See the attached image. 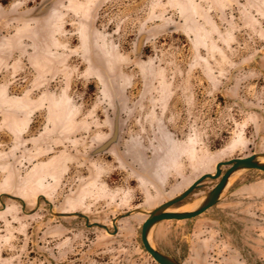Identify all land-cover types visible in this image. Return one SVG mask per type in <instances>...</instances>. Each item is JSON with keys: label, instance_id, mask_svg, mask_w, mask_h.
I'll return each instance as SVG.
<instances>
[{"label": "rangeland", "instance_id": "rangeland-1", "mask_svg": "<svg viewBox=\"0 0 264 264\" xmlns=\"http://www.w3.org/2000/svg\"><path fill=\"white\" fill-rule=\"evenodd\" d=\"M117 118L118 143L94 155ZM255 152L264 0H0V197L27 205L2 198L0 264H157L142 247V213L116 235L56 218L43 199L29 213L45 196L56 213L113 231L119 215ZM153 243L185 264H264V173L238 174L216 207L161 223Z\"/></svg>", "mask_w": 264, "mask_h": 264}, {"label": "water", "instance_id": "water-1", "mask_svg": "<svg viewBox=\"0 0 264 264\" xmlns=\"http://www.w3.org/2000/svg\"><path fill=\"white\" fill-rule=\"evenodd\" d=\"M49 8V3H45L41 9L38 11V15L45 13V11ZM259 57V56H258ZM258 57L255 58V62ZM242 68H236L231 74V83L235 81V73ZM241 105L244 111H253V108L247 109L241 100L236 101ZM119 122L118 118L115 122V130L112 139L107 142L104 146L100 147L97 151L94 152V155L101 153L107 150L111 145L118 143L119 139ZM250 171H260L264 173V152H255L254 154L243 157V158H235L229 161L220 162L216 165L215 173H207L201 176L198 180H196L188 189L179 194L178 196L170 199L169 201L159 205L158 207L149 210L146 207L134 209L122 215H119L113 220V231L107 225L99 224V223H90V218L83 213H65L59 212L56 213L54 211L53 204L47 199L45 196H40L37 201V207L31 211L29 214L34 213L39 209L40 199H43L44 202L50 207V213L56 218H72L77 217L84 219L86 221L87 227H99L104 229L108 233L112 235H116L118 233L119 227L117 223L124 218H128L133 214L142 213L147 216V219L141 226V243L143 249L152 257V259L157 264H185L183 261L176 259L170 254L164 253L158 250L153 243V233L155 229L165 221H189L198 218L199 216L205 214L210 209L216 207L221 201L223 194L230 186L231 180L236 177L240 173L250 172ZM207 180L218 181L216 186L207 193L196 209L193 211L180 212L178 209L181 207H177L178 204L186 201L189 196H191L196 191H199L204 182ZM9 198L14 201H18L21 203L23 210L27 207L25 201L17 196L11 194H2L0 197L1 209L4 210L6 205L3 202L2 198Z\"/></svg>", "mask_w": 264, "mask_h": 264}, {"label": "bare ground", "instance_id": "bare-ground-1", "mask_svg": "<svg viewBox=\"0 0 264 264\" xmlns=\"http://www.w3.org/2000/svg\"><path fill=\"white\" fill-rule=\"evenodd\" d=\"M201 203V201H196L194 203H187L183 206H181L178 211L180 212H186V211H193L194 209H196V207L199 206V204Z\"/></svg>", "mask_w": 264, "mask_h": 264}, {"label": "flooded vegetation", "instance_id": "flooded-vegetation-1", "mask_svg": "<svg viewBox=\"0 0 264 264\" xmlns=\"http://www.w3.org/2000/svg\"><path fill=\"white\" fill-rule=\"evenodd\" d=\"M185 203V201L183 202V203H181V204H178L177 206H181V205H183ZM149 255V254H148ZM150 256V255H149ZM151 257V256H150ZM152 258V257H151ZM176 259H178V258H176Z\"/></svg>", "mask_w": 264, "mask_h": 264}]
</instances>
